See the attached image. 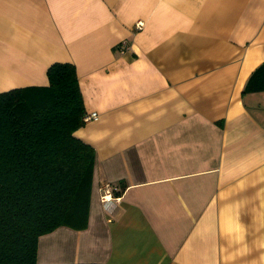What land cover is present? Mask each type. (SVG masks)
<instances>
[{
    "label": "crops",
    "instance_id": "obj_1",
    "mask_svg": "<svg viewBox=\"0 0 264 264\" xmlns=\"http://www.w3.org/2000/svg\"><path fill=\"white\" fill-rule=\"evenodd\" d=\"M55 62L96 164L89 225L41 235L40 263L264 264V0H0V92Z\"/></svg>",
    "mask_w": 264,
    "mask_h": 264
},
{
    "label": "trees",
    "instance_id": "obj_2",
    "mask_svg": "<svg viewBox=\"0 0 264 264\" xmlns=\"http://www.w3.org/2000/svg\"><path fill=\"white\" fill-rule=\"evenodd\" d=\"M47 74L46 86L0 92V264H46L41 235L89 225L96 150L75 134L87 114L77 68L55 62ZM259 91L264 62L244 89Z\"/></svg>",
    "mask_w": 264,
    "mask_h": 264
},
{
    "label": "built area",
    "instance_id": "obj_3",
    "mask_svg": "<svg viewBox=\"0 0 264 264\" xmlns=\"http://www.w3.org/2000/svg\"><path fill=\"white\" fill-rule=\"evenodd\" d=\"M143 27H144V21L139 20L136 23V28L138 30H141V29H143ZM128 48H129L128 44L126 42L123 43L122 51L125 52ZM98 118H99V114L97 112L87 113L84 117V121L88 122L91 120H96ZM101 188L103 190V195L101 198L103 203H108L111 200H113V196H114L115 192L119 190L118 186L111 184V183H107L104 186H102Z\"/></svg>",
    "mask_w": 264,
    "mask_h": 264
}]
</instances>
